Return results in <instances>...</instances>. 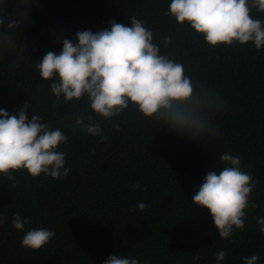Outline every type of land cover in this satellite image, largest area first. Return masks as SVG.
<instances>
[{
    "label": "trees",
    "instance_id": "obj_1",
    "mask_svg": "<svg viewBox=\"0 0 264 264\" xmlns=\"http://www.w3.org/2000/svg\"><path fill=\"white\" fill-rule=\"evenodd\" d=\"M171 0H0V109L10 115L27 103L29 118L38 115L67 142L69 174L52 179L26 170L0 173V264H104L110 255L135 258L139 264H244L258 255L264 264V47L207 44L187 22L168 14ZM250 15L264 27V11ZM131 17L153 33L160 54L183 65L193 87L218 102L210 111L212 138L178 135L164 121L144 117L129 102L119 116L105 119L90 109L88 97L65 101L37 70L43 56L59 54L62 40L77 42V32L110 29L109 21L131 27ZM20 23L7 29L8 22ZM170 37L166 47L164 38ZM92 116L106 140L75 124ZM85 123H88L85 120ZM119 125V130L114 126ZM223 153L242 158L241 170L256 187L249 196L245 227L222 239L207 209L192 196L210 170L219 173ZM139 184V188L134 185ZM146 189V190H144ZM139 203L148 207L137 208ZM15 214L31 220L24 231L12 227ZM34 228L55 231L38 250L21 246ZM199 256V260H193Z\"/></svg>",
    "mask_w": 264,
    "mask_h": 264
},
{
    "label": "clouds",
    "instance_id": "obj_2",
    "mask_svg": "<svg viewBox=\"0 0 264 264\" xmlns=\"http://www.w3.org/2000/svg\"><path fill=\"white\" fill-rule=\"evenodd\" d=\"M252 7L264 11V0H252ZM168 14L178 24L187 22L211 46L251 42L257 50L264 47V27L250 15L249 0H171ZM19 23L12 20L5 27L13 29ZM109 23L110 29L96 33L77 32L75 44L63 39L59 54L49 51L37 63L40 77L52 81L51 92L56 97L63 96L65 101L86 95L91 111L105 119L119 116L131 102L144 117L163 120L178 135L193 140L216 135L209 113L219 106L218 102L193 87L182 64L160 54V48L153 43V33L144 27L143 21L131 17V27L115 21ZM0 25H4L2 17ZM0 38L5 44L14 39L5 34H0ZM170 39L164 38L166 47ZM26 109L27 103L11 115L0 109V173L9 180L13 179L12 172L20 169L33 178L41 173L52 179L66 177L70 171L65 167L66 153L59 151L58 146L67 142V136L59 128L53 130L48 123L41 122L38 115L29 118ZM75 124L92 136H100L101 142L107 139L92 116L79 115ZM114 129L118 131L119 125ZM219 159L227 166L219 173L207 172L192 196V203L209 211L219 237L226 239L235 229L245 227V210L257 207L249 204L256 182L251 174L241 170V157L223 153ZM147 207L145 203L137 205L140 210ZM29 223L30 218L13 216L12 227L17 231H24ZM256 223L264 234V217H258ZM54 236V230L30 229L21 246L38 250ZM224 258L225 252L219 251L216 264ZM258 259V255L245 257L244 264H257ZM193 260H199V256ZM104 264H139V261L110 255Z\"/></svg>",
    "mask_w": 264,
    "mask_h": 264
}]
</instances>
